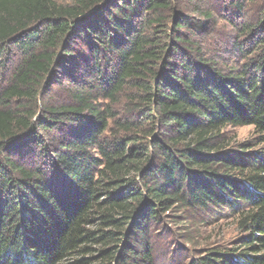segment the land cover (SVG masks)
Instances as JSON below:
<instances>
[{
    "label": "trees",
    "instance_id": "16d2710c",
    "mask_svg": "<svg viewBox=\"0 0 264 264\" xmlns=\"http://www.w3.org/2000/svg\"><path fill=\"white\" fill-rule=\"evenodd\" d=\"M216 7L0 0V264H159L176 214L239 232L187 264H264V0Z\"/></svg>",
    "mask_w": 264,
    "mask_h": 264
},
{
    "label": "rangeland",
    "instance_id": "374dc122",
    "mask_svg": "<svg viewBox=\"0 0 264 264\" xmlns=\"http://www.w3.org/2000/svg\"><path fill=\"white\" fill-rule=\"evenodd\" d=\"M220 0H197L203 7H216ZM218 10V7H216ZM217 19L221 18L217 14ZM219 24L216 34L221 35L211 39L207 45L209 53L216 50L219 41L225 42L230 36L232 29L222 19H218ZM229 36V37H227ZM228 135L237 143L251 140L255 137L253 128L239 127L228 130ZM173 219V215L160 227L159 242L156 244L159 264H187L193 257L197 256L205 248L213 245L232 244L239 237V232L235 226L232 216L225 218H215L206 220L204 225H199L197 221L186 218V215H179Z\"/></svg>",
    "mask_w": 264,
    "mask_h": 264
}]
</instances>
